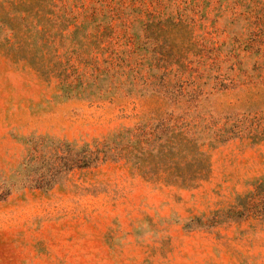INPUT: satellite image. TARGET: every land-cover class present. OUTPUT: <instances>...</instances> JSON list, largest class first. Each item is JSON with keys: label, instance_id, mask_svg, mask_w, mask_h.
Here are the masks:
<instances>
[{"label": "rangeland", "instance_id": "1", "mask_svg": "<svg viewBox=\"0 0 264 264\" xmlns=\"http://www.w3.org/2000/svg\"><path fill=\"white\" fill-rule=\"evenodd\" d=\"M264 0H0V264H264Z\"/></svg>", "mask_w": 264, "mask_h": 264}, {"label": "trees", "instance_id": "2", "mask_svg": "<svg viewBox=\"0 0 264 264\" xmlns=\"http://www.w3.org/2000/svg\"><path fill=\"white\" fill-rule=\"evenodd\" d=\"M253 186L254 191L250 192L244 199L239 201L241 211L238 212V214L241 216L255 214L257 217L264 220V178L257 180Z\"/></svg>", "mask_w": 264, "mask_h": 264}]
</instances>
